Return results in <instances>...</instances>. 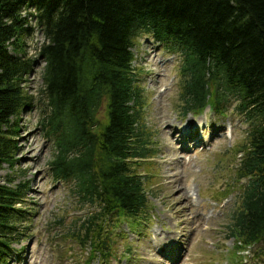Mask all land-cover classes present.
I'll return each instance as SVG.
<instances>
[{
    "label": "trees",
    "instance_id": "16d2710c",
    "mask_svg": "<svg viewBox=\"0 0 264 264\" xmlns=\"http://www.w3.org/2000/svg\"><path fill=\"white\" fill-rule=\"evenodd\" d=\"M35 25L44 42L29 57L25 40ZM144 38L178 60L183 117L210 108L247 126L234 184L223 194L238 191L228 238L237 249L253 248V260L264 264V0H0V172L18 161L14 119L37 109L54 147L51 176L86 211L61 219L64 238L89 248L83 264L116 259L114 231L148 217L156 176L149 163L156 133L145 122L134 65L133 49ZM38 61L36 100L25 84ZM26 188L0 184V264L28 222L17 207Z\"/></svg>",
    "mask_w": 264,
    "mask_h": 264
},
{
    "label": "rangeland",
    "instance_id": "374dc122",
    "mask_svg": "<svg viewBox=\"0 0 264 264\" xmlns=\"http://www.w3.org/2000/svg\"><path fill=\"white\" fill-rule=\"evenodd\" d=\"M34 28V35L25 40L29 57L36 56L44 42ZM139 41L133 49L134 65L146 101L145 122L156 133L150 147L156 155L149 161L156 176L148 189V217L134 229L123 223L114 231L117 258L109 264H259L250 261L251 250L242 252V263L234 257L240 252L228 238V219L236 211L238 191L223 196L234 184L247 126L233 114L222 118L207 111L199 118L183 117L177 58L150 39ZM43 68L38 61L25 84L36 100L43 88ZM39 120L37 109L14 119L20 126L18 161L0 172L1 185H27L24 202L17 207L28 222L19 225L5 264H83L89 248L82 251L65 239L69 230L60 221L85 216L86 211L79 213L70 188L53 180L49 163L54 147ZM195 128L194 140H186L183 130ZM128 246L131 254L125 251Z\"/></svg>",
    "mask_w": 264,
    "mask_h": 264
},
{
    "label": "bare ground",
    "instance_id": "6f19581e",
    "mask_svg": "<svg viewBox=\"0 0 264 264\" xmlns=\"http://www.w3.org/2000/svg\"><path fill=\"white\" fill-rule=\"evenodd\" d=\"M188 126H189V124H188ZM189 130V129H188Z\"/></svg>",
    "mask_w": 264,
    "mask_h": 264
}]
</instances>
